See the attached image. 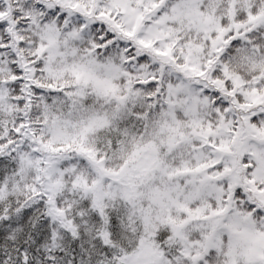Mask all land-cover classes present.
<instances>
[{
    "label": "snow or ice",
    "instance_id": "obj_1",
    "mask_svg": "<svg viewBox=\"0 0 264 264\" xmlns=\"http://www.w3.org/2000/svg\"><path fill=\"white\" fill-rule=\"evenodd\" d=\"M0 264H264V0H0Z\"/></svg>",
    "mask_w": 264,
    "mask_h": 264
}]
</instances>
